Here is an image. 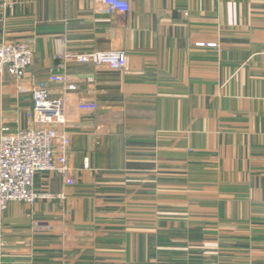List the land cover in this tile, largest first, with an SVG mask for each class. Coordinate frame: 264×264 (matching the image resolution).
Returning <instances> with one entry per match:
<instances>
[{
    "label": "crops",
    "instance_id": "crops-1",
    "mask_svg": "<svg viewBox=\"0 0 264 264\" xmlns=\"http://www.w3.org/2000/svg\"><path fill=\"white\" fill-rule=\"evenodd\" d=\"M4 1L0 40L33 43L27 78L77 89L50 84L67 100L75 182L41 172L53 198L9 203L0 264H264V0H129L125 16L98 0ZM115 48L129 72L61 56ZM90 100L97 112L76 108ZM32 110L3 70L0 132L28 128Z\"/></svg>",
    "mask_w": 264,
    "mask_h": 264
},
{
    "label": "built area",
    "instance_id": "built-area-1",
    "mask_svg": "<svg viewBox=\"0 0 264 264\" xmlns=\"http://www.w3.org/2000/svg\"><path fill=\"white\" fill-rule=\"evenodd\" d=\"M98 1L120 16H125L131 9L129 0ZM5 6V1L0 0V12ZM196 45L218 46L215 42H197ZM61 56L66 61L107 65L129 72L128 54L120 48L108 51L65 50ZM33 58L32 40H0V73L7 70L17 82L26 84L33 100V122L28 128L17 132L2 128L0 132V213L11 202L35 204L42 199L53 198L54 194L40 191L34 186V178L41 172L61 175L68 185L75 182V173L67 157L70 145L67 100L65 95L52 98L50 84H61L67 90H76L77 84L69 75L61 73H53L43 80L27 78ZM76 108L82 112L95 113L99 110V104L95 100L79 101ZM57 149L59 155L56 154ZM32 225L36 230L41 226L37 221Z\"/></svg>",
    "mask_w": 264,
    "mask_h": 264
}]
</instances>
